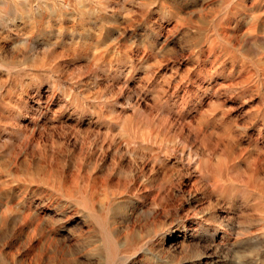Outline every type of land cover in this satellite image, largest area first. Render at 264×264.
<instances>
[{
  "label": "rangeland",
  "instance_id": "obj_1",
  "mask_svg": "<svg viewBox=\"0 0 264 264\" xmlns=\"http://www.w3.org/2000/svg\"><path fill=\"white\" fill-rule=\"evenodd\" d=\"M119 1L123 3L122 6ZM119 1L110 0L113 7L109 9V14L110 15L115 14L116 15L115 18L109 19V21L100 20L99 22H97V24L96 23L91 24L90 25L91 32H84V30L81 28L77 29L75 32H71L73 30L71 26L74 24V22L66 21L64 23V34H63L65 36H62V40H61L62 43L60 42L57 43L56 44L58 45L57 47L55 45V49L56 48L57 49L52 55L49 56L47 60L48 61L47 66H45V69L43 68L44 75L41 78H39L37 81L36 79H30L32 83L29 80L27 81L28 82L27 84L25 83V85L24 84L23 85L14 84L13 86V84L7 83L6 81L8 79L7 74L2 73V72L0 73L3 76L1 77L0 75V83L1 82L5 83L4 87L0 89V117H1L0 123L3 125L6 124V126H10L5 131H3V135L4 134L6 135H4L1 140H3L4 138H7V139L0 141L1 143L0 144L1 145L0 146V149H1L0 150V163L2 164V165L0 164L1 166L0 169L3 166V168L0 170V186H1L0 189L3 192L0 195V204L2 205V203L5 202L6 200L10 201L11 202L10 204L12 206H14L16 203H19L18 205L16 204L15 206L18 209L20 205L22 206L24 203L26 204L29 203L30 199L39 201L40 199L45 198L44 199L45 201L42 200V203H40V206L38 209L40 212L44 213L45 211L44 208H49L48 216L46 215L44 217V220L40 224V230L41 229L43 230L39 231L40 235H37V237L32 240L28 236V231L33 226L27 227L29 224L26 225V223L24 224L25 221H22V219L25 220L23 216L25 215L26 211L24 209H22L24 210V212H21V210H17L14 207V211L12 212V214L15 215V214L22 213V216L16 219H11L8 223L0 222V235H1L0 236V246H1L0 247V264H7V263L14 264L13 262H15L16 264H18V262L19 264H35L37 261L36 260L37 258L39 261H37L36 264L40 262H41L40 264H54V263L64 264L65 262L67 264L69 263L78 264L77 262H79V260H81L79 264H90L91 260H92L91 264H94V260L91 258L92 255L89 257L90 249L92 246H94V243L91 241L92 239L90 240L89 238L90 236L89 227L85 223H83L84 221H82V220H85L86 218L84 216H80L79 214L73 213L72 209L68 208V206L64 204V200L62 197L58 196V194L52 195L51 191H49L51 190L49 186L44 184L42 181H39L40 178L48 177V176L52 178L56 176V178L54 179H57V178L58 179H62V178L70 179L72 178V176L76 175V172L78 174L80 170H81L80 174L82 175L84 173L82 176H85V177L87 176V178L88 176L89 177L97 176V179L100 181L103 180L101 178H104L103 181L107 183V188L109 191L118 192L123 195L125 194L124 198H122L123 200L128 201L127 200L128 198L133 197L132 198L133 200H131V203L127 205V207H125V209L128 211L129 221H130L127 224H133V225L135 224V226L138 227L139 230L142 229V231L144 232L148 231V227L149 229H152L155 225H158V224L166 225L170 227L175 226L177 228L178 232L173 233L172 235H177V236L179 235L181 239L178 242L173 240L171 243L167 244V247L165 248V250L161 252V254L157 257L156 259L157 262L156 260H151V261L141 260V262L137 264H148V263L158 264V262L160 261L165 262L166 264H264V247H263L264 246V238H263L264 237V232H263L264 231V211L258 207V204H259L258 202L261 201L263 198V186H264V72L262 73V71H264V31H263L264 30V19H263L264 0H248V1L245 0L246 2V3L244 2L245 6L244 5L238 6L236 4H232V6L228 7L227 9L225 8L226 10L224 9V6L220 5L221 0H190V1L189 0H138V1L137 0H127V2L126 0H124V2L123 0L122 1L119 0ZM130 1H132L133 3ZM216 1H218L219 4H217ZM212 3L213 4L216 3L215 5L217 7L215 5L211 6ZM121 7L124 9H122ZM258 7L260 9L262 8L263 10L261 9L262 11H260ZM128 8L129 10L131 9V11L127 12ZM143 8L145 9V11ZM121 10L122 11L125 10L126 12L125 11L122 12ZM151 10L152 12H150ZM158 10H160L161 13ZM117 11H119L118 14H116ZM205 11H206V15H205ZM219 12H220V15H219ZM255 13L258 15H255ZM205 16L207 18H205ZM260 16L262 17L261 19H260ZM210 17L212 18L215 17V18L211 19ZM226 17L228 18V21H223ZM254 17H255L256 24H255V27L251 30L252 31L251 33L249 31L250 30L249 28H250V24L252 20L254 19ZM235 18H237L238 20L237 19L235 20ZM124 20H125V23H124ZM214 20H216L219 23V26H218L219 31L221 30L222 32L226 31L228 35L225 34L226 35L225 39L227 37L228 39L226 40L218 39L219 41L217 40L214 43V44L217 43L216 45L214 44L211 45L207 36L209 37L211 36V34L215 36L216 34L217 27L216 26L214 27L211 23ZM258 20L260 21L258 22ZM204 21L205 22L207 21V22L205 23ZM230 22L232 24H230ZM104 23L107 25L106 31H104L105 28L101 29V26ZM223 23H225L226 25L223 26L224 25ZM258 23L260 26L258 25ZM118 25L119 26L122 25V27H119ZM55 27L57 28L56 24H54L52 28L55 29ZM222 27H224V29ZM210 28H212V31ZM232 29L234 31H232ZM261 29L263 30L261 31ZM56 34L57 32L53 34L52 38L48 40H50L51 42L55 41L56 36H57ZM237 34L238 36H236ZM260 34H261V37H260ZM80 40H82V42ZM34 41L36 43L35 45L33 43L28 48L22 47V50L19 51L20 53L18 52L21 58L31 55L34 51L42 52L46 48L45 42L47 41V38L45 39L43 36H41L35 39ZM235 41L238 44H236ZM249 41L251 43H249ZM150 42H151V45H149ZM252 42L253 43L255 42V43L253 44ZM233 43L237 46L235 47ZM80 44L81 46H79ZM250 44H252L253 47ZM72 45L81 47L83 51L81 50L80 53L74 52ZM92 46L93 48L94 47L97 48V50L95 48L92 49ZM70 47L72 48L71 52L73 54L70 52V49H71ZM30 50H33V51H30ZM220 50L221 51L223 50V51L220 52ZM226 50L228 54L226 53ZM26 52L28 53V55ZM233 52L235 53V55ZM14 53L15 52H13L11 48H8L5 55L8 57H11L12 55L15 56L18 54V53H15V54ZM70 54L72 58L70 57ZM58 56L59 58H61L60 60H58L59 59ZM63 57H66V58H63ZM55 60H57V62ZM62 61H65L68 64ZM115 63L117 66L115 65ZM49 64L51 66H49ZM96 64H97V67H96ZM54 68L56 69V72L60 70L59 71L60 73L54 72L55 71ZM61 73H63V75ZM82 75L83 77H81ZM111 76H113V78ZM67 77L72 78V79L67 81V79H69ZM76 77L78 78V80L76 79ZM79 78H82V79H79ZM85 80L87 82L90 80L88 82L89 84ZM206 85L209 87H207ZM70 86L72 89L70 88ZM46 96H47V99H46ZM70 98L72 99V102ZM182 98H184V100ZM37 99L38 100L40 99L41 102L38 101ZM73 99L74 101L75 100L76 101L74 102ZM132 100H134L135 102ZM138 100H139V103H141L140 112L135 114L134 108L136 107ZM3 101H8V102L4 103ZM71 105H73V107ZM19 107L20 108L22 107V108L20 109ZM179 107L181 108L182 112L180 111ZM23 108L25 109L23 110ZM196 111L198 112L196 113ZM126 112H127V115H125ZM166 112H168L169 114ZM185 112L187 113V116ZM119 113H122V115H124L122 116V119H125L127 121H131L133 120V118H136V120H139L142 118H148V119H155V122L159 128L162 125L160 128L162 141L158 140L157 142H152L151 144L153 148L152 151L135 155L137 162L135 161V156H133L130 153H128L127 155V152L123 151L125 149L117 151L118 146H121L123 148V146L125 147V145L127 144V143H124L126 142L125 140H122L120 137L118 138L117 136V135L120 136V129L115 126V122L118 120L117 117ZM172 116H174V118ZM185 117L187 118V120ZM98 118L100 119V121ZM13 120H15L14 123H12ZM18 121L19 122L21 121L20 122L21 124H19ZM31 122L33 123V125ZM16 123H17V126H16ZM95 123L96 124L98 123V124L96 125ZM36 125H38L39 127ZM20 126L24 127L25 130L27 131L25 137H22V138L20 137L19 132H16V130H19L20 128H22ZM210 127L212 129H210ZM12 132H15L13 133L14 135L12 134ZM177 132H179L180 135ZM35 133L36 135H33ZM201 133L202 135H200ZM35 136H36V139H35ZM177 136H179V138ZM176 138H178V140ZM181 138L183 139V141ZM19 139L21 140L19 141ZM114 139H116V141L119 144L118 143L115 144ZM34 142H36L38 145L36 143L34 144ZM176 144L178 146H176ZM31 145L35 147V149ZM184 147H187L188 149L191 147L189 149L190 151ZM172 149H174V151ZM219 150L220 151L222 150V151L220 152ZM10 151L11 153H9ZM115 151L117 152V155L114 154L116 153ZM177 151L179 152L177 153ZM190 152L192 154H190ZM170 153L171 154L173 153V155H171ZM206 153H207V156L205 155ZM188 154L190 155L188 156ZM151 155L153 156V158ZM164 155H166L165 156L166 158L164 157ZM4 156L10 157V158H6V157L4 158ZM121 156H122V159L120 158ZM124 156L126 157L124 158ZM155 156L158 158H156ZM159 156H162V157H159ZM224 158H226L227 161H229V163H237L235 167L231 169L232 174H233L232 176H234L233 179L235 180V184L237 185L243 184L246 182L247 179L251 178L252 187H251V184H249L250 186L247 190L237 189L235 191V195H234V191L231 193L232 196L231 194L221 195L211 189L212 187L208 185V183L210 184V182H208L209 180L207 181V178L205 180L204 177H201L200 171L197 170L196 167L188 166V163H200L201 161H207V162L213 161L212 163H216L215 161L218 162L219 159H224ZM123 159H124V162L122 161L120 162V160H123ZM6 160H7V164H6ZM131 160L133 162H131ZM150 161L153 164H150L151 163ZM8 162L13 163L12 166ZM143 162L146 164H143ZM159 162L162 164L157 165V163ZM129 163L130 164L132 163L131 165L133 169L131 168V165ZM137 163H139V165L141 166H139ZM164 163L166 164L165 166H164ZM115 164L117 165L115 166ZM167 164H168V167H167ZM184 164H185V167H184ZM6 165L7 166L9 165V166L7 167ZM84 165H85V168H84ZM161 165H163V167ZM22 166H23V170L25 169L24 172L22 170ZM243 166L245 167V170L244 168H242ZM4 167H7L8 169L5 168L6 170L5 171ZM11 167L12 168L14 167L13 170H11L12 169ZM27 168H28V171L26 170ZM141 168H142V171H140ZM30 170H33V171L30 172ZM44 170L46 174L45 172H43ZM138 170L142 173L144 171L145 172L142 174ZM185 170L187 171V173L185 172ZM25 172L26 173L29 172L30 174L29 173L26 174ZM33 172L35 175H37L38 173V175L35 176ZM109 173L111 175H109ZM10 174L14 178L11 177ZM179 174L181 175V177H179L180 176ZM188 174H192V175H188ZM15 175L16 176L19 175V176L16 177ZM126 175H129L128 176L129 178H127ZM175 175H176V178H175ZM2 176L3 178H1ZM125 177L127 178V180ZM30 179H32V181H30ZM145 179H147L148 182L145 181ZM11 180L12 182H10ZM1 181H5V182L1 183ZM110 181H113V182H110ZM31 183L33 185H31ZM127 183L128 184L130 183L129 186ZM176 183L178 185L181 184V186L176 185ZM22 184H23V187H22ZM202 184L204 185V187ZM7 185H8L7 187L8 189L6 188ZM175 185L178 187V189L180 187V190H178ZM255 185H256V188H255ZM185 186H187V188ZM205 186H207V188ZM34 187L35 189H33ZM169 188L172 190H169ZM191 189L193 193L190 192ZM195 189L196 190L198 189V190L196 191ZM256 189H258V191ZM8 190L9 192H7ZM20 190H22V193L20 192ZM137 190L140 192H138ZM200 190L201 191L203 190V192H201ZM39 192L42 194H40ZM259 193H260V196H259ZM23 194L24 195L26 194V195L24 196ZM167 194H168V197H167ZM241 194L243 197L241 196ZM3 195L5 198L3 197ZM208 195H210V197ZM49 196L51 197L48 198ZM224 197H226V199H224L223 201ZM24 198L26 200H24ZM258 198H260L261 200H259ZM52 199L53 200L55 199L54 202ZM143 200L145 201L143 202ZM37 201L34 202V205L37 203ZM158 201L160 204H158ZM162 201H165V202H162ZM1 205H0V208H1ZM155 206H157V208ZM163 206H165V208ZM145 208H148V209H145ZM163 208L165 209L164 211H163ZM139 209L141 210L143 209L142 213L141 211H139ZM59 210H61V212ZM0 213H1V209H0ZM66 213L67 214L69 213L68 214L70 215L69 218ZM134 213H135V216H134ZM154 213L155 215L157 214L156 221H154L156 218ZM61 217L62 219H60ZM54 220H59V221H54ZM159 220H161V222ZM31 221L32 219H29V222ZM16 222H18V226ZM50 222H51V225H50ZM21 223L23 226L21 225ZM19 224L21 225V227L19 226ZM75 224L76 226H74ZM80 225L81 227H79ZM16 226L19 227L18 230ZM69 226L72 228H70ZM51 228L52 229L54 228V229L52 230ZM73 228H75L76 230ZM45 229H47L46 230L47 232L45 231ZM80 229H82L83 231ZM49 231H52V232L49 233ZM74 231L77 233L74 234L75 233ZM79 232L82 233L81 238H80ZM64 233L67 238L66 241L63 239L64 237L62 236V234ZM15 235H17L18 237H16ZM86 235L88 238L86 237ZM38 236L40 237L38 238ZM49 236H52V237L55 236L53 241L50 243L51 246L49 242L47 241V238ZM68 236H70V238ZM76 236L79 238H77ZM257 236L258 238H255ZM10 237H11V240L9 239ZM212 237H214V239ZM15 239L17 240V242ZM58 239H60V241ZM73 239L75 240L73 241ZM77 239H79L80 241H77ZM11 241H14L13 244ZM31 241L33 242L32 243L33 245L30 244ZM89 241L92 243H90ZM4 242H6L7 244ZM214 242L220 243V245L218 244L217 246ZM24 243L26 244L24 245ZM56 243L58 244V246ZM55 245H56V248L58 249L55 248ZM72 245L75 246L76 248L74 249ZM89 246L91 247L89 248ZM86 248L89 252L85 250ZM171 250H172V253H171ZM3 251L5 252L3 253ZM82 252H84L83 255H82ZM85 252L88 253L89 255L85 254ZM80 253L81 255H79ZM6 254L7 255L9 254V256H7ZM10 254L13 257H10L11 256ZM14 254H15V259H13ZM2 255L5 256L6 258L3 257ZM34 255H35V259L33 257ZM52 256L54 258H52ZM136 257L141 259L143 256L138 254ZM32 258L34 260H32ZM80 258H83V259H80ZM167 258H169V260ZM7 259H8V262H7ZM60 259H62L64 263H62ZM28 260H29V263H28ZM31 260H32V263H31ZM83 260L84 261L86 260L87 263L86 262L81 263ZM134 264H136V262Z\"/></svg>",
  "mask_w": 264,
  "mask_h": 264
},
{
  "label": "bare ground",
  "instance_id": "obj_2",
  "mask_svg": "<svg viewBox=\"0 0 264 264\" xmlns=\"http://www.w3.org/2000/svg\"><path fill=\"white\" fill-rule=\"evenodd\" d=\"M115 1V0H114ZM119 1V0H118ZM122 1V0H121ZM138 1V0H137ZM190 1V0H189ZM248 1V0H247ZM120 2V1H119ZM123 2H124V0H123ZM126 2H127V0H126ZM130 2H132V1H130ZM162 2V1H161ZM187 2V1H186ZM195 2V1H194ZM201 2V1H200ZM214 2V1H213ZM217 2V4H219L218 3V1H216ZM221 2V4L220 5H222V6H224V9L226 8H228V7H230V6H232V4H236V5H238V6H240V5H244L246 2H245V0H221L220 1ZM245 2V3H244ZM118 3V2H117ZM121 3V2H120ZM133 3V2H132ZM136 3V2H135ZM160 3V2H159ZM165 3V2H164ZM177 3V2H176ZM190 3V2H189ZM257 3V2H256ZM122 4L123 3H121V6H122ZM142 4V3H141ZM204 4V3H203ZM216 3H212V5L211 6H213V5H215ZM263 4V3H262ZM137 5V4H136ZM139 5V4H138ZM144 5V4H143ZM182 5V4H181ZM196 5V4H195ZM117 6V5H116ZM119 6V5H118ZM133 6V5H132ZM152 6V5H151ZM216 6V5H215ZM245 6V5H244ZM243 6V7H244ZM247 6V5H246ZM256 6V5H255ZM113 7V5L111 4V2H110V0H0V73L2 72V73H5V74H7V77H8V79L6 80L7 81V83H10V84H13V86H14V84H24L25 85V83L27 84L28 82L27 81H29L30 79H36V81L39 79V78H41L43 75H44V73H43V68L45 69V66H47V60H48V58H49V56L50 55H52L54 52H55V50L57 49H55V45L57 44V43H62L61 42V40H62V36H65V35H63L64 34V23L66 22V21H73L74 22V24L71 26L72 28H73V30L71 31V32H75L77 29H79V28H81V29H83L84 30V32H91V27H90V25L91 24H97V22H99L100 20H106V21H109V19H114L115 18V14H113V15H110L109 14V9L110 8H112ZM120 7V6H119ZM127 7H128V5H127ZM134 7V6H133ZM143 7V6H142ZM217 7V6H216ZM215 7V8H216ZM237 7V6H236ZM242 7V6H241ZM122 8V7H121ZM173 8V7H172ZM239 8V7H238ZM259 8V7H258ZM120 9V8H119ZM122 9H124V8H122ZM127 9V8H126ZM144 9V8H143ZM190 9V8H189ZM205 9V8H204ZM217 9V8H216ZM221 9V8H220ZM219 9V10H220ZM225 9V10H226ZM237 9V8H236ZM244 9V8H243ZM260 9V8H259ZM262 9V8H261ZM260 9V11H262ZM154 10V9H153ZM171 10V9H170ZM238 10V9H237ZM122 11V10H121ZM123 11H125V10H123ZM122 11V12H123ZM129 11H131V9L129 10V8H128V11L127 12H129ZM144 11H145V9H144ZM159 12H160V10H158ZM212 11V10H211ZM214 11V10H213ZM118 12L119 11H117V13L116 14H118ZM126 12V11H125ZM150 12H152V10L150 11ZM201 12V11H200ZM204 12V11H203ZM215 12V11H214ZM214 12H212V13H214ZM223 12V11H222ZM241 12V11H240ZM254 12H255V10H254ZM161 13V12H160ZM199 13V12H198ZM208 13V12H207ZM231 13V12H230ZM251 13V12H250ZM170 14V13H169ZM204 14V13H203ZM252 14V13H251ZM261 14V13H260ZM264 14V13H263ZM205 15H206V11H205ZM209 15V14H208ZM213 15V14H212ZM211 15V16H212ZM218 15V14H217ZM219 15H220V12H219ZM218 15V16H219ZM246 15V14H245ZM255 15H258V14H256L255 13ZM118 16V15H117ZM198 16H199V14H198ZM203 16V15H202ZM244 16V15H243ZM247 16V15H246ZM261 16H263V15H261ZM260 16V19L262 18ZM119 17V16H118ZM117 17V18H118ZM209 17V16H208ZM216 17V16H215ZM215 17H213V18H215ZM231 17V16H230ZM230 17H229V19H230ZM248 17H249V15H248ZM247 17V18H248ZM258 17V16H257ZM148 18V17H147ZM204 18V17H203ZM205 18H207L206 16H205ZM211 19H213L212 17H210ZM217 18V17H216ZM125 19H127V18H125ZM237 18H235V20H236ZM263 19H264V17H263ZM161 20V19H160ZM234 20V19H233ZM232 20V21H233ZM238 20V19H237ZM241 20V19H240ZM120 21H122V20H120ZM223 21H228V18L226 17ZM260 20H258V22H259ZM205 22V21H204ZM207 22V21H206ZM205 22V23H206ZM261 22H262V20H261ZM124 23H125V20H124ZM201 23H203V22H201ZM212 23V25L215 27H217V30H216V34H215V36L214 35H212L211 34V36H207V38H208V40H209V42L211 43V45L212 44H214L218 39H225V37H226V35L225 34H227L226 33V31L225 32H222V28L224 29V27H222L220 30L221 31H219V29H218V26H219V23L216 21V20H214L213 22H211ZM235 23V22H234ZM233 23V24H234ZM238 23V22H237ZM54 24H56L57 25V28L55 27V29H53L52 27H53V25ZM123 24V23H122ZM224 25L223 26H225L226 24L225 23H223ZM230 24H232L231 22H230ZM255 17H254V19L252 20V22H251V24H250V32L252 33V29L255 27ZM70 25V24H69ZM211 25V26H212ZM222 25V24H221ZM258 25H259V23H258ZM119 26V25H118ZM148 26V25H147ZM156 26V25H155ZM211 26H209V27H211ZM228 26V25H227ZM260 26V25H259ZM114 27H116V26H114ZM119 27H122V25H120ZM119 27H117V28H119ZM154 27V26H153ZM197 27H198V25H197ZM229 27V26H228ZM258 27V26H257ZM256 27V28H257ZM105 28V30L104 31H106V28H107V25L104 23L102 26H101V29H104ZM237 28H238V26H237ZM122 29V28H121ZM211 29V31H212V28H210ZM112 30H113V28H112ZM111 30V31H112ZM214 30V29H213ZM231 30V29H230ZM245 30V29H244ZM263 29H261V31H262ZM79 31V30H78ZM110 31V30H109ZM117 31V30H116ZM119 31H120V29H119ZM160 31V30H159ZM210 31V32H211ZM229 31V30H228ZM232 31H234L233 29H232ZM241 31V30H240ZM239 31V32H240ZM264 31V30H263ZM57 32V36H56V40L55 41H53V42H51L50 40H48V39H50V38H52V35L53 34H55ZM147 32V31H146ZM149 32V31H148ZM202 32V31H201ZM203 32H205V31H203ZM209 32V33H210ZM78 33V32H77ZM109 33V32H108ZM112 33V32H111ZM157 33V32H156ZM73 34V33H72ZM81 34V33H80ZM87 34V33H86ZM114 34V33H113ZM118 34V33H117ZM259 34V33H258ZM263 34V33H262ZM71 35V34H70ZM91 35V34H90ZM152 35V34H151ZM228 35V34H227ZM232 35V34H231ZM230 35V36H231ZM41 36H43L45 39L47 38V41L45 42V49L42 51V52H40V51H34L31 55H29V56H27V57H20V52L19 51H21L22 50V47H30L33 43H34V45L36 44L35 43V39H37V38H39V37H41ZM78 36H80V35H78ZM82 36H84V35H82ZM112 36V35H111ZM143 36V35H142ZM233 36V35H232ZM235 36V35H234ZM236 36H238V34L236 35ZM243 36V35H242ZM241 36V37H242ZM55 37V36H54ZM72 37V36H71ZM86 37V36H85ZM259 37V36H258ZM260 37H261V34H260ZM67 38V37H66ZM101 38V37H100ZM167 38V37H166ZM203 38V37H202ZM201 38V39H202ZM230 38V37H229ZM77 39V38H76ZM75 39V40H76ZM131 39H133V38H131ZM226 39H228V37L226 38ZM225 39V40H226ZM258 39H260V38H258ZM153 40V39H152ZM203 40V39H202ZM239 40V39H238ZM242 40V39H241ZM65 41H66V39H65ZM69 41V40H68ZM81 42H82V40H80ZM84 41V40H83ZM94 41V40H93ZM120 41V40H119ZM155 41V40H154ZM219 41V40H218ZM237 41V40H236ZM235 41V42H236ZM243 41V40H242ZM241 41V42H242ZM37 42V41H36ZM145 42V41H144ZM153 42V41H152ZM157 42V41H156ZM155 42V43H156ZM191 42V41H190ZM203 42V41H202ZM234 42V43H235ZM244 42H245V40H244ZM257 42V41H256ZM69 43V42H68ZM88 43V42H87ZM90 43V42H89ZM146 43V42H145ZM198 43V42H197ZM207 43V42H206ZM223 43V42H222ZM232 43V42H231ZM233 43V44H234ZM243 43V42H242ZM247 43V42H246ZM249 43H251L250 41H249ZM253 43V42H252ZM255 43V42H254ZM253 43V44H254ZM107 44V43H106ZM157 44V43H156ZM168 44V43H167ZM217 44V43H216ZM216 44H214V45H216ZM236 44H238L237 42H236ZM244 44V43H243ZM52 45H53V47H52ZM67 45V44H66ZM69 45V44H68ZM96 45V44H95ZM105 45V44H104ZM149 45H151V42H150V44ZM148 45V46H149ZM153 45H155V44H153ZM200 45V44H199ZM206 45V44H205ZM218 45H220V44H218ZM217 45V46H218ZM235 45V44H234ZM251 46H252V44H250ZM249 45V46H250ZM258 45V44H257ZM262 45V44H261ZM38 46V45H37ZM58 45H56V47H57ZM63 46H64V44H63ZM73 46V47H72ZM71 47L74 49V52H76V53H80L81 52V47H79V46H81V44L79 45V46H74V45H72ZM229 46V45H228ZM231 46V45H230ZM237 45H235V47H236ZM42 47V46H41ZM44 47V46H43ZM70 47V48H71ZM84 47V46H83ZM88 47H90V46H88ZM98 47V46H97ZM117 47V46H116ZM150 47H152V46H150ZM154 47V46H153ZM197 47V46H196ZM200 47V46H199ZM198 47V48H199ZM208 47V46H207ZM221 47H222V45H221ZM233 47V46H232ZM240 47V46H239ZM242 47V46H241ZM253 47V46H252ZM8 48H11V50H13V52H15V53H18L17 55H15V56H11V57H8V56H6L5 55V53L7 52V50H8ZM64 48V47H63ZM69 48V49H70ZM72 48L70 49V52H71V50H72ZM95 48V47H94ZM93 48V46H92V49H94ZM119 48V47H118ZM145 48H146V46H145ZM204 48V47H203ZM217 48V47H216ZM219 48V47H218ZM225 48V47H224ZM223 48V49H224ZM238 48V47H237ZM84 49V48H83ZM96 50H97V48H95ZM206 49V48H205ZM222 49V48H221ZM234 49V48H233ZM239 49V48H238ZM247 49H249V48H247ZM251 49V48H250ZM38 50V49H37ZM41 50V49H40ZM96 50H94V51H96ZM116 50H117V48H116ZM115 50V51H116ZM146 50V49H145ZM229 50V49H228ZM246 50V49H245ZM27 51V50H26ZM30 51H33V50H30ZM58 51V50H57ZM83 51V50H82ZM85 51V50H84ZM90 51V50H89ZM92 51V50H91ZM119 51V50H118ZM131 51V50H130ZM223 51V50H222ZM221 50H220V52H222ZM65 52V51H64ZM68 52H69V50H68ZM86 52H87V50H86ZM206 52V51H205ZM210 52V51H209ZM208 52V53H209ZM212 52V51H211ZM258 52V51H257ZM14 53V54H15ZM27 53V52H26ZM72 53V52H71ZM94 53V52H93ZM121 53V52H120ZM215 53V52H214ZM226 53H227V50H226ZM234 53V52H233ZM22 54H23V52H22ZM73 54V53H72ZM82 54H84V53H82ZM85 54H87V53H85ZM97 54V53H96ZM210 54V53H209ZM217 54V53H216ZM222 54V53H221ZM228 54V53H227ZM9 55H11V54H9ZM27 55H28V53H27ZM68 55H69V53H68ZM79 55V54H78ZM218 55V54H217ZM232 55V54H231ZM234 55H235V53H234ZM249 55V54H248ZM219 56V55H218ZM69 57V56H68ZM70 57L72 58V56H71V54H70ZM69 57V58H70ZM73 57H75V56H73ZM84 57V56H83ZM86 57V56H85ZM88 57V56H87ZM217 57V56H216ZM58 58H59V56H58ZM63 58H66V57H63ZM68 58V59H69ZM122 58V57H121ZM132 58V57H131ZM221 58V57H220ZM242 58V57H241ZM61 58H59L58 60H60ZM90 59V58H89ZM219 59V58H218ZM224 59V58H223ZM226 59V58H225ZM235 59V58H234ZM76 60H78V59H76ZM92 60V59H91ZM113 60V59H112ZM115 60V59H114ZM119 60V59H118ZM232 60V59H231ZM56 62H57V60H55ZM54 61V62H55ZM70 61V60H69ZM88 61V60H87ZM144 61V60H143ZM220 61H221V59H220ZM53 62V63H54ZM62 62H65V61H62ZM95 62V61H94ZM93 62V63H94ZM113 62V61H112ZM111 62V63H112ZM66 63V62H65ZM56 64V63H55ZM61 64V63H60ZM66 64H68V63H66ZM102 64V63H101ZM62 65V64H61ZM113 65V64H112ZM115 65H116V63H115ZM114 65V66H115ZM122 65V64H121ZM137 65V64H136ZM49 66H51L50 64H49ZM67 66V65H66ZM117 66V65H116ZM55 67V66H54ZM62 67H64V66H62ZM96 67H97V64H96ZM134 67V66H133ZM48 68H50V67H48ZM59 68V67H58ZM70 68V67H69ZM115 68V67H114ZM120 69V68H119ZM54 72H56V69L54 68ZM64 70V69H63ZM81 70V69H80ZM123 70V69H122ZM121 70V71H122ZM60 71V70H59ZM59 71H57L58 73H60ZM95 71V70H94ZM110 71V70H109ZM56 72V73H57ZM62 72H64V71H62ZM96 72V71H95ZM264 71H262V73H263ZM55 73V74H56ZM261 73V74H262ZM54 74V73H53ZM62 75H63V73H61ZM73 74V73H72ZM72 74H70V75H72ZM114 74H115V72H114ZM122 74V73H121ZM1 75V77H3L2 76V74H0ZM47 75V74H46ZM80 75V74H79ZM95 75V74H94ZM5 76V75H4ZM65 76V75H64ZM93 76V75H92ZM96 76V75H95ZM51 77V76H50ZM53 77H54V75H53ZM81 77H83V75L81 76ZM112 78H113V76H111ZM59 78V77H58ZM67 78H69V77H67ZM101 78V77H100ZM103 78V77H102ZM259 78V77H258ZM70 79H72V78H69V79H67V81L68 80H70ZM75 79V78H74ZM74 79H73V81H74ZM76 79L78 80V78L76 77ZM75 79V80H76ZM79 79H82V78H79ZM88 79V78H87ZM94 79V78H93ZM116 79V78H115ZM1 80H3V79H1ZM43 80V79H42ZM51 80V79H50ZM66 80V79H65ZM83 80H84V78H83ZM91 80V79H90ZM89 80V81H90ZM98 80H99V78H98ZM33 81V80H32ZM52 81H53V79H52ZM61 81V80H60ZM72 81V80H71ZM86 81V80H85ZM88 81V82H89ZM262 81V80H261ZM30 82H31V80H30ZM87 82V81H86ZM87 82V83H88ZM92 82V81H91ZM32 83V82H31ZM30 83V84H31ZM47 83V82H46ZM49 83H50V81H49ZM62 83V82H61ZM4 84L5 83H3V82H1L0 83V89H2L3 87H4ZM37 84V83H36ZM63 84V83H62ZM67 84V83H66ZM89 84V83H88ZM95 84V83H94ZM93 84V85H94ZM126 84V83H125ZM138 84V83H137ZM261 84V83H260ZM19 85V86H20ZM61 85V84H60ZM76 85V84H75ZM74 85V86H75ZM97 85V84H96ZM32 86H34V85H32ZM32 86H31V88H32ZM40 86V85H39ZM69 86V85H68ZM78 86V85H77ZM85 86H86V84H85ZM88 86V85H87ZM143 86V85H142ZM207 86V85H206ZM254 86V85H253ZM6 87H7V85H6ZM9 87V86H8ZM17 87V86H16ZM22 87H24V86H22ZM43 87V86H42ZM59 87H61V86H59ZM65 87H67V86H65ZM64 87V88H65ZM80 87V86H79ZM127 87V86H126ZM140 87V86H139ZM207 87H209V86H207ZM206 87V88H207ZM12 88V87H11ZM39 88V87H38ZM48 88V87H47ZM69 88V87H68ZM70 88H71V86H70ZM75 88V87H74ZM261 88V87H260ZM10 89V88H9ZM24 89V88H23ZM28 89V88H27ZM72 89V88H71ZM80 89V88H79ZM151 89V88H150ZM202 89V88H201ZM14 90V89H13ZM12 90V91H13ZM22 90V89H21ZM26 90V89H25ZM35 90V89H34ZM74 90V89H73ZM149 90V89H148ZM16 91V90H15ZM23 91V90H22ZM27 91V90H26ZM38 91V90H37ZM52 91V90H51ZM206 91V90H205ZM28 92V91H27ZM54 92V91H53ZM60 92V91H59ZM58 92V93H59ZM66 92V91H65ZM76 92V91H75ZM79 92V91H78ZM17 93V92H16ZM95 93H96V91H95ZM98 93V92H97ZM124 93V92H123ZM136 93V92H135ZM31 94V93H30ZM36 94V93H35ZM64 94V93H63ZM70 94V93H69ZM73 94H75V93H73ZM79 94V93H78ZM81 94V93H80ZM13 95V94H12ZM23 95V94H22ZM27 95V94H26ZM32 95V94H31ZM60 95V94H59ZM82 95V94H81ZM88 95V94H87ZM102 95V94H101ZM127 95V94H126ZM146 95V94H145ZM196 95V94H195ZM2 96V95H1ZM15 96V95H14ZM30 96V95H29ZM54 96V95H53ZM70 96V95H69ZM83 96V95H82ZM135 96V95H134ZM9 97V96H8ZM13 97V96H12ZM22 97V96H21ZM26 97V96H25ZM33 97V96H32ZM52 97V96H51ZM59 97V96H58ZM97 97V96H96ZM140 97V96H139ZM145 97V96H144ZM23 98V97H22ZM28 98V97H27ZM37 98H39V97H37ZM66 98V97H65ZM81 98V97H80ZM89 98V97H88ZM102 98V97H101ZM100 98V99H101ZM133 98V97H132ZM141 98V97H140ZM139 98V99H140ZM146 98V97H145ZM25 99V98H24ZM34 99H35V97H34ZM42 99V98H41ZM46 99H47V96H46ZM50 99V98H49ZM71 99V98H70ZM78 99V98H77ZM183 100H184V98H182ZM187 99V98H186ZM211 99V98H210ZM2 100V99H1ZM9 100V99H8ZM38 100V99H37ZM145 100V99H144ZM147 100V99H146ZM18 101V100H17ZM22 101V100H21ZM29 101V100H28ZM38 101H40V99L38 100ZM49 101V100H48ZM70 101V100H69ZM73 101H74V99H73ZM76 101V100H75ZM74 101V102H75ZM96 101V100H95ZM99 101V100H98ZM132 101H134V100H132ZM170 101V100H169ZM187 101V100H186ZM4 103L6 102H8V101H3ZM15 102H16V100H15ZM32 102V101H31ZM41 102V101H40ZM51 102V101H50ZM71 102H72V99H71ZM70 102V103H71ZM79 102V101H78ZM81 102H83V101H81ZM97 102V101H96ZM117 102V101H116ZM135 102V101H134ZM137 102V101H136ZM153 102V101H152ZM159 102V101H158ZM209 102V101H208ZM213 102H214V100H213ZM43 103V102H42ZM41 103V104H42ZM49 103V102H48ZM60 103V102H59ZM69 103V102H68ZM88 103V102H87ZM94 103V102H93ZM146 103V102H145ZM189 103V102H188ZM45 104V103H44ZM47 104V103H46ZM54 104V103H53ZM61 104V103H60ZM100 104V103H99ZM127 104H129V103H127ZM140 104L141 103H139V100H138V102H137V104H136V107L134 108L135 109V114H137V113H139L140 112ZM170 104V103H169ZM173 104H175V103H173ZM209 104V103H208ZM212 104V103H211ZM10 105V104H9ZM25 105V104H24ZM39 105V104H38ZM90 105H92V104H90ZM112 105V104H111ZM158 105V104H157ZM59 106V105H58ZM72 107H73V105H71ZM109 106V105H108ZM130 106H132V105H130ZM147 106V105H146ZM145 106V107H146ZM169 106V105H168ZM167 106V107H168ZM3 107V106H2ZM1 107V108H2ZM5 107V106H4ZM14 107V106H13ZM36 107H38V106H36ZM69 107V106H68ZM89 107V106H88ZM93 107V106H92ZM101 107H102V105H101ZM116 107V106H115ZM149 107V106H148ZM20 108V107H19ZM22 108V107H21ZM20 108V109H21ZM27 108V107H26ZM31 108V107H30ZM51 108V107H50ZM118 108V107H117ZM122 108V107H121ZM128 108V107H127ZM180 108V107H179ZM178 108V109H179ZM25 108H23V110H24ZM44 109V108H43ZM64 109V108H63ZM100 109V108H99ZM115 109V108H114ZM171 109H172V107H171ZM202 109V108H201ZM16 110V109H15ZM36 110V109H35ZM50 110V109H49ZM59 110V109H58ZM121 110V109H120ZM161 110V109H160ZM169 110V109H168ZM175 110V109H174ZM33 111V110H32ZM42 111H44V110H42ZM54 111V110H53ZM132 111V110H131ZM142 111V110H141ZM170 111V110H169ZM180 111L182 112V110H181V108H180ZM2 112V111H1ZM5 112V111H4ZM35 112V111H34ZM58 112V111H57ZM129 112V111H128ZM164 112V111H163ZM172 112V111H171ZM198 111H196V113H197ZM33 113V112H32ZM39 113V112H38ZM166 113H168V112H166ZM186 113V112H185ZM185 113H184V115H185ZM15 114H17V113H15ZM25 114H26V112H25ZM29 114V113H28ZM27 114V115H28ZM34 114H36V113H34ZM92 114V113H91ZM159 114V113H158ZM169 114V113H168ZM11 115V114H10ZM30 115V114H29ZM38 115V114H37ZM36 115V116H37ZM49 115V114H48ZM96 115V114H95ZM125 115H127V112H126V114ZM183 115V116H184ZM190 115H192V114H190ZM31 116V115H30ZM105 116V115H104ZM122 116H124V115H122V113H119L118 114V120L115 122V126L117 127V128H119L120 129V136L119 135H117L118 136V138L120 137L122 140H125L126 142H124V143H127L126 145H125V147L123 146V148L121 147V146H118V150L117 151H120V150H122V149H125V150H123V151H125V152H127V155H128V153H130V154H132L133 156H135V155H137V154H141V153H145V152H150V151H152L153 150V148H152V142H157L158 140H161L162 141V139H161V126H160V128L158 127V125L156 124V122H155V119H148V118H142V119H139V120H136V118H133V120H131V121H127V120H125V119H122ZM142 116H143V114H142ZM186 116H187V113H186ZM199 116V115H198ZM3 117V116H2ZM6 117V116H5ZM135 117V116H134ZM173 118H174V116H172ZM176 117V116H175ZM215 117V116H214ZM1 118V117H0ZM16 118V117H15ZM24 118V117H23ZM41 118V117H40ZM121 118V119H120ZM128 118V117H127ZM171 118V117H170ZM186 118V117H185ZM4 119V118H3ZM5 119H7V118H5ZM13 119V118H12ZM32 119V118H31ZM99 119V118H98ZM172 119V118H171ZM177 119V118H176ZM179 119V118H178ZM192 119V118H191ZM198 119V118H197ZM196 119V120H197ZM201 119V118H200ZM30 120V119H29ZM90 120V119H89ZM183 120V119H182ZM186 120H187V118H186ZM14 121L15 120H13V122L12 123H14ZM17 121V120H16ZM99 121H100V119H99ZM98 121V122H99ZM105 121V120H104ZM175 121V120H174ZM178 121V120H177ZM204 121V120H203ZM19 122V121H18ZM21 122V121H20ZM19 122V124H21ZM37 122V121H36ZM90 122V121H89ZM97 122V121H96ZM162 122V121H161ZM216 122V121H215ZM24 123V122H23ZM29 123V122H28ZM32 123V122H31ZM42 123V122H41ZM176 123V122H175ZM25 124V123H24ZM35 124V123H34ZM96 124V123H95ZM98 124V123H97ZM96 124V125H97ZM112 124V123H111ZM163 124V123H162ZM182 124V123H181ZM213 124V123H212ZM11 125V124H10ZM13 125V124H12ZM26 125V124H25ZM32 125H33V123H32ZM39 125V124H38ZM38 125H36V126H38ZM42 125V124H41ZM44 125V124H43ZM105 125V124H104ZM107 125V124H106ZM173 125V124H172ZM180 125V124H179ZM202 125V124H201ZM16 126H17V123H16ZM23 126V125H22ZM22 126H20V127H22ZM102 126V125H101ZM186 126V125H185ZM10 126H6V124L5 125H3V124H1L0 123V141H3V140H5V139H7V138H4L3 140H1L2 138H3V136L4 135H6V134H4L3 135V131H5L7 128H9ZM20 127H18V128H20ZM32 127V126H31ZM35 127V126H34ZM39 127V126H38ZM90 127V126H89ZM178 127V126H177ZM180 127V126H179ZM193 127V126H192ZM213 127H214V125H213ZM28 128V127H27ZM26 128V129H27ZM114 128V127H113ZM176 128V127H175ZM205 128V127H204ZM217 128V127H216ZM228 128V127H227ZM100 129V128H99ZM169 129V128H168ZM189 129V128H188ZM210 129H212L211 127H210ZM9 130V129H8ZM8 130H7V132H8ZM12 130V129H11ZM34 130V129H33ZM195 130V129H194ZM216 130V129H215ZM214 130V131H215ZM219 130V129H218ZM103 131H104V129H103ZM117 131V130H116ZM115 131V132H116ZM173 131V130H172ZM208 131V130H207ZM231 131V130H230ZM16 132H19V134H20V137L22 138V137H25V135H26V130H25V128L24 127H22V128H20L19 130H16ZM37 132V131H36ZM181 132V131H180ZM216 132V131H215ZM221 132H222V130H221ZM223 132H225V131H223ZM228 132V131H227ZM10 133H11V131H10ZM9 133V134H10ZM13 133H15V132H12V134ZM80 133V132H79ZM178 134H179V132H177ZM176 133V134H177ZM185 133H186V131H185ZM198 133V132H197ZM196 133V134H197ZM219 133H220V131H219ZM32 134V133H31ZM177 134V135H178ZM216 134H218V133H216ZM14 135V134H13ZM33 135H36V133L35 134H33ZM43 135V134H42ZM180 135V134H179ZM199 135V134H198ZM200 135H202V133L200 134ZM9 136V135H8ZM204 136V135H203ZM232 136V135H231ZM230 136V137H231ZM10 137V136H9ZM12 137V136H11ZM15 137H17V136H15ZM97 137V136H96ZM108 137V136H107ZM165 137V136H164ZM178 138H179V136H177ZM184 137V136H183ZM182 137V138H183ZM199 137V136H198ZM223 137H224V135H223ZM227 137V136H226ZM112 138H114V137H112ZM117 138V137H116ZM117 138V139H118ZM178 138H176L177 140H178ZM181 138V139H182ZM217 138V137H216ZM18 139V138H17ZM35 139H36V136H35ZM108 139V138H107ZM166 139V138H165ZM206 139V138H205ZM230 139V138H229ZM8 140H9V138H8ZM21 139H19V141H20ZM33 140V139H32ZM31 140V141H32ZM228 140V139H227ZM18 141V140H17ZM18 141V142H19ZM108 141V140H107ZM118 141H120V140H118ZM182 141H183V139H182ZM220 141V140H219ZM80 142V141H79ZM114 142H115V144H117L118 142L116 141V139H114ZM176 142V141H175ZM187 142V141H186ZM185 142V143H186ZM196 142V141H195ZM227 142V141H226ZM23 143V142H22ZM21 143V144H22ZM28 143V142H27ZM36 142H34V144H35ZM92 143V142H91ZM123 143V144H124ZM170 143V142H169ZM169 143H167V144H169ZM181 143V142H180ZM1 144V143H0ZM21 144H20V146H21ZM34 144H33V146H34ZM37 144V143H36ZM54 144V143H53ZM108 144V143H107ZM119 144V143H118ZM122 144V145H123ZM163 144V143H162ZM177 144H179V143H177ZM176 144V146H178ZM182 144V143H181ZM219 144V143H218ZM236 144V143H235ZM38 145V144H37ZM93 145V144H92ZM105 145V144H104ZM188 145V144H187ZM1 146V145H0ZM27 146V145H26ZM32 146V145H31ZM30 146V147H31ZM32 146V147H33ZM36 146V145H35ZM112 146V145H111ZM114 146V145H113ZM116 146V145H115ZM154 146V145H153ZM163 146V145H162ZM167 146V145H166ZM169 146V145H168ZM18 147V146H17ZM87 147V146H86ZM170 147V146H169ZM180 147V146H179ZM189 147V146H188ZM216 147V146H215ZM214 147V148H215ZM21 148V147H20ZM27 148V147H26ZM34 149H35V147H33ZM32 148V149H33ZM105 148V147H104ZM111 148V147H110ZM171 148V147H170ZM181 148V147H180ZM184 148H187V147H184ZM191 148V147H190ZM189 148V149H190ZM193 148V147H192ZM217 148H218V146H217ZM188 149V148H187ZM188 149V150H189ZM216 149V148H215ZM1 150V149H0ZM18 150V149H17ZM29 150V149H28ZM52 150V149H51ZM112 150V149H111ZM116 150V149H115ZM161 150V149H160ZM164 150V149H163ZM173 151H174V149H172ZM185 150V149H184ZM229 150V149H228ZM21 151V150H20ZM91 151V150H90ZM122 151V152H123ZM168 151V150H167ZM190 151V150H189ZM198 151V150H197ZM220 151V150H219ZM222 151V150H221ZM220 151V152H221ZM26 152V151H25ZM116 152V151H115ZM124 152V153H125ZM162 152H164V151H162ZM179 151H177V153H178ZM183 152V151H182ZM185 152V151H184ZM210 152V151H209ZM7 153V152H6ZM9 153H11V151L9 152ZM154 153V152H153ZM181 153V152H180ZM230 153V152H229ZM23 154H25V153H23ZM22 154V155H23ZM114 154H116L117 155V152L116 153H114ZM165 154V153H164ZM171 154V153H170ZM175 154V153H174ZM190 154H192L191 152H190ZM190 154H188V156L190 155ZM235 154V153H234ZM6 155V154H5ZM34 155V154H33ZM125 155V154H124ZM158 155V154H157ZM168 155V154H167ZM171 155H173V153L171 154ZM183 155V154H182ZM182 155H181V157H182ZM206 156H207V153L205 154ZM209 155V154H208ZM244 155H246V154H244ZM9 156H10V154H9ZM120 156V155H119ZM131 156V155H130ZM145 156V155H144ZM152 156V155H151ZM166 155H164V157H165ZM186 156V155H185ZM211 156V155H210ZM10 158V157H7V156H4V158ZM20 157V156H19ZM23 157V156H22ZM21 157V158H22ZM25 157H26V155H25ZM108 157V156H107ZM126 156H124V158H125ZM156 157V156H155ZM159 157H162V156H159ZM171 157V156H170ZM193 157V156H192ZM195 157V156H194ZM200 157V156H199ZM239 157V156H238ZM3 158V159H4ZM11 158H13V157H11ZM121 159H122V156L120 157ZM119 158V159H120ZM134 158V157H133ZM144 158V157H143ZM152 158H153V156H152ZM156 158H158V157H156ZM166 158V157H165ZM176 158V157H175ZM187 158H189V157H187ZM197 158V157H196ZM217 158H218V156H217ZM106 159V158H105ZM110 159V158H109ZM129 159V158H128ZM151 159V158H150ZM161 159V158H160ZM164 159V158H163ZM168 159V158H167ZM166 159V160H167ZM177 159V158H176ZM184 159V158H183ZM244 159V158H243ZM8 160V159H7ZM7 160H6V164H7ZM22 160V159H21ZM34 160V159H33ZM115 160V159H114ZM126 160V159H125ZM133 160V159H132ZM131 160V162H133ZM146 160V159H145ZM144 160V161H145ZM153 160V159H152ZM182 160V159H181ZM180 160V161H181ZM213 160H215V159H213ZM4 161V160H3ZM2 161V162H3ZM10 161V160H9ZM124 162V159L123 160H120V162ZM130 161V160H129ZM135 161H136V156H135ZM143 161V160H142ZM147 161V160H146ZM165 161V160H164ZM179 161V160H178ZM190 161V160H189ZM195 161V160H194ZM16 162H17V160H16ZM119 162V163H120ZM137 162V161H136ZM151 162V161H150ZM162 162V161H161ZM167 162V161H166ZM192 162V161H191ZM213 162V161H212ZM212 162H207V161H201L200 163H188V166H190V167H192V166H194V167H196L197 168V170H199L200 171V176L201 177H204L205 178V180H206V178H207V181L208 182H210V184L208 183V185H210L211 187V189L213 190V191H215V192H217V193H219V194H221V195H229V194H231L233 191H234V195H235V191L237 190V189H239V190H247L248 188H249V184H251V182H252V179L251 178H249V179H247L246 180V182L245 183H243V184H240V185H237V184H235V180L233 179V177L234 176H232L233 174H232V168H234L235 167V165L237 164V163H229V161H227V159L226 158H224V159H219V161L217 162V161H215L216 163H212ZM249 162V161H248ZM8 163H10V162H8ZM19 163H20V161H19ZM108 163V162H107ZM135 163V162H134ZM133 163V164H134ZM181 163V162H180ZM179 163V164H180ZM247 163V162H246ZM1 164V163H0ZM11 164V166H12V164L13 163H10ZM18 164V163H17ZM118 164V163H117ZM117 164H115V166L117 165ZM125 164V163H124ZM123 164V165H124ZM127 164V163H126ZM130 164V163H129ZM132 164V163H131ZM130 164V165H131ZM138 165H139V163H137ZM143 164H146V163H144L143 162ZM150 164H153L152 162L150 163ZM158 164H162V163H157V165ZM2 165V164H1ZM22 165V164H21ZM29 165V164H28ZM105 165V164H104ZM122 165V164H121ZM135 165V164H134ZM166 164L164 163V166H165ZM181 165V164H180ZM244 165V164H243ZM7 166V165H6ZM9 166V165H8ZM7 166V167H8ZM14 166V165H13ZM16 166V165H15ZM77 166V165H76ZM139 166H141V165H139ZM147 166V165H146ZM153 166V165H152ZM162 167H163V165H161ZM160 166V167H161ZM188 166H186V167H188ZM1 167V166H0ZM7 167H4V170H5V168L6 169H8ZM19 167V166H18ZM21 167V166H20ZM28 167V166H27ZM37 167V166H36ZM35 167V168H36ZM81 167H82V165H81ZM124 167V166H123ZM143 167V166H142ZM148 167H149V165H148ZM158 167V166H157ZM167 167H168V164H167ZM184 167H185V164H184ZM2 168H3V166H2ZM1 168V169H2ZM12 168V167H11ZM14 168V167H13ZM13 168L11 169V170H13ZM29 168V167H28ZM28 168L26 169L27 171H28ZM44 168V167H43ZM84 168H85V165H84ZM114 168V167H113ZM116 168V167H115ZM127 168H128V166H127ZM131 168H132V165H131ZM144 168H145V166H144ZM156 168V167H155ZM165 168V167H164ZM182 168V167H181ZM242 168H244V170H245V167L243 166ZM0 169V170H1ZM10 169V168H9ZM21 169V168H20ZM30 169H32V168H30ZM39 169V168H38ZM76 169H77V167H76ZM80 169V168H79ZM78 169V170H79ZM133 169V168H132ZM183 169V168H182ZM22 170H23V166H22ZM25 170V169H24ZM24 170H23V172H24ZM40 170V169H39ZM47 170V169H46ZM49 170V169H48ZM85 170V169H84ZM115 170V169H114ZM123 170V169H122ZM127 170V169H126ZM140 170V169H139ZM138 170V171H139ZM181 170V169H180ZM187 170H188V168H187ZM190 170V169H189ZM192 170V169H191ZM196 170V169H195ZM6 171V170H5ZM7 171H9V170H7ZM18 171V170H17ZM31 171H33V170H30V172ZM37 171V170H36ZM50 171V170H49ZM81 171V170H80ZM79 171V173L77 174V172H76V175L75 176H72V178H70V179H66V178H62V179H54V178H56V176H54V178H52V177H42V178H40L39 179V181H42L44 184H46V185H48L49 186V188L51 189V190H49V191H51V194L53 195V194H58V196H60V197H62L63 198V200H64V204H66L67 206H68V208H70V209H72V211H73V213H75V214H79L80 216H84L86 219L85 220H82V221H84L83 223H85L88 227H89V232H90V236H89V238H90V240L94 243V246H89V248L91 247V249H90V255L88 254V253H86L85 252V254H88L89 255V257L91 256V258L94 260V264H134L135 262H136V264L137 263H140L141 262V260L143 261V260H156L157 259V257L161 254V252H163L164 250H165V248L167 247V244H169V243H171L173 240H175V241H179L181 238H180V236L178 235H172L173 233H177L178 232V230H177V228L175 227V226H173V227H170V226H166V225H160V224H158V225H155L152 229H149V227H148V231L147 232H144V231H142V229L141 230H139L138 229V227H136L135 226V224L133 225V224H127L128 222H130L129 221V214H128V211L125 209V207H127V205H129L130 203H131V200H133L132 198L133 197H130V198H128L127 200L128 201H125V200H123L122 198H124V195L123 194H120V193H118V192H113V191H109L108 190V188H107V183H105L103 180H104V178H101V179H103V180H101V181H103V182H101L100 180H98L97 179V176H94V177H96V178H94V177H89L88 176V178H87V176L85 177V176H82ZM98 171V170H97ZM140 171H142V168H141V170ZM139 171V172H140ZM153 171V170H152ZM154 171H155V169H154ZM182 171V170H181ZM184 171V170H183ZM4 172V171H3ZM43 172H45V170L43 171ZM56 172V171H55ZM136 172V171H135ZM138 172V173H139ZM145 172V171H144ZM143 172V173H144ZM185 172L187 173V171L185 170ZM188 172H190V171H188ZM246 172H247V170H246ZM6 173V172H5ZM5 173H3V174H5ZM8 173V172H7ZM26 173V172H25ZM27 173H29V172H27ZM26 173V174H27ZM49 173V172H48ZM69 173H71V172H69ZM75 173V172H74ZM86 173V172H85ZM125 173H127V172H125ZM124 173V174H125ZM130 173H131V171H130ZM133 173V172H132ZM140 173H142V172H140ZM139 173V174H140ZM142 173V174H143ZM153 173V172H152ZM160 173V172H159ZM197 173V172H196ZM2 174V175H3ZM9 174V173H8ZM20 174V173H19ZM24 174V173H23ZM30 174V173H29ZM33 174H34V172H33ZM44 174V173H43ZM45 174H46V172H45ZM54 174V173H53ZM56 174V173H55ZM94 174V173H93ZM116 174V173H115ZM114 174V175H115ZM118 174V173H117ZM129 174V173H128ZM158 174V173H157ZM164 174V173H163ZM178 174V173H177ZM192 174H193V172H192ZM192 174H188V175H192ZM195 174V173H194ZM199 174V173H198ZM197 174V175H198ZM238 174V173H237ZM242 174V173H241ZM12 175H14V174H12ZM21 175V174H20ZM32 175V174H31ZM35 175V174H34ZM37 175H38V173H37ZM37 175H35V176H37ZM65 175V174H64ZM87 175V174H86ZM91 175V174H90ZM109 175H111L110 173H109ZM121 175V174H120ZM130 175V174H129ZM129 175H126V177L127 178H129L128 176ZM136 175H138V174H136ZM141 175V174H140ZM180 175V174H179ZM179 175H177V176H179ZM5 176V175H4ZM10 176H11V174H10ZM16 176V175H15ZM17 176H19V175H17ZM16 176V177H17ZM30 176V175H29ZM46 176V175H45ZM51 176V175H50ZM53 176V175H52ZM58 176V175H57ZM66 176H67V174H66ZM124 176V175H123ZM134 176V175H133ZM145 176H147V175H145ZM151 176V175H150ZM149 176V177H150ZM153 176V175H152ZM156 176V175H155ZM174 176V175H173ZM11 177H13V176H11ZM24 177V176H23ZM107 177H109V176H107ZM110 177H112V176H110ZM122 177V176H121ZM125 177V178H126ZM130 177H132V176H130ZM139 177V176H138ZM179 177H181V175L179 176ZM185 177V176H184ZM198 177V176H197ZM256 177V176H255ZM1 178H3V176L1 177ZM14 178V177H13ZM20 178V177H19ZM30 178V177H29ZM32 178V177H31ZM60 178V177H59ZM114 178V177H113ZM112 178V179H113ZM127 178H126V180H127ZM143 178V177H142ZM175 178H176V175H175ZM174 178V179H175ZM27 179V178H26ZM134 179H135V177H134ZM133 179V180H134ZM147 179H148V177H147ZM147 179H145V181H147ZM8 180V179H7ZM28 180V179H27ZM36 180H37V178H36ZM130 180V179H129ZM138 180V179H137ZM258 180V179H257ZM30 181H32V179H30ZM115 181V180H114ZM139 181V180H138ZM155 181V180H154ZM164 181V180H163ZM175 181V180H174ZM173 181V182H174ZM200 181V180H199ZM198 181V182H199ZM204 181V180H203ZM202 181V182H203ZM2 182H5V181H1V183ZM8 182V181H7ZM10 182H12V180L10 181ZM9 182V183H10ZM13 182H14V180H13ZM20 182V181H19ZM22 182V181H21ZM24 182V181H23ZM29 182V181H28ZM41 182V183H42ZM110 182H113V181H110ZM148 182V181H147ZM146 182V183H147ZM192 182V181H191ZM195 182V181H194ZM193 182V183H194ZM197 182V183H198ZM256 182V181H255ZM18 183V182H17ZM40 183V184H41ZM155 183V182H154ZM163 183V182H162ZM170 183H171V181H170ZM179 183H180V181H179ZM205 183H206V181H205ZM238 183V182H237ZM254 183V182H253ZM12 184H14V183H12ZM16 184V183H15ZM35 184V183H34ZM43 184V185H44ZM128 184V183H127ZM130 184V183H129ZM129 184H128V186H129ZM136 184V183H135ZM167 184V183H166ZM196 184V183H195ZM3 185H4V183H3ZM17 185V184H16ZM19 185V184H18ZM31 185H33L32 183H31ZM30 185V186H31ZM45 185V186H46ZM159 185V184H158ZM176 185H178L177 183H176ZM175 185V186H176ZM203 185V184H202ZM201 185V186H202ZM206 185V184H205ZM257 185V184H256ZM256 185H255V188H256ZM34 186H36V185H34ZM39 186V185H38ZM104 186H105V188H104ZM145 186V185H144ZM165 186H167V185H165ZM173 186V185H172ZM178 186H181V184H179ZM183 186V185H182ZM188 186V185H187ZM187 186H185L186 188H187ZM190 186V185H189ZM1 187V186H0ZM8 187V185L6 186V188ZM22 187H23V184H22ZM104 188V190H103V188ZM112 187V186H111ZM130 187H131V185H130ZM134 187V186H133ZM177 187V186H176ZM192 187V186H191ZM190 187V188H191ZM196 187V186H195ZM203 187H204V185H203ZM206 188H207V186H205ZM251 187H252V184H251ZM5 188V189H6ZM15 188H16V186H15ZM36 188H38V187H36ZM143 188V187H142ZM146 188V187H145ZM152 188V187H151ZM167 188V187H166ZM171 188V187H170ZM169 188V190H172V189H170ZM182 188V187H181ZM200 188H202V187H200ZM199 188V189H200ZM206 188H205V190H206ZM260 188V187H259ZM8 189V188H7ZM10 189V188H9ZM33 189H35V187L33 188ZM44 189V188H43ZM128 189V188H127ZM141 189V188H140ZM161 189V188H160ZM177 189H178V187H177ZM209 189V188H208ZM252 189V188H251ZM261 189V188H260ZM22 190H24V189H22ZM22 190H20V192L22 193ZM29 190V189H28ZM45 190H46V188H45ZM48 190V189H47ZM126 190V189H125ZM129 190V189H128ZM143 190V189H142ZM144 190H146V189H144ZM150 190V189H149ZM168 190V191H169ZM178 190H180V187H179V189ZM177 190V191H178ZM182 190V189H181ZM187 190V189H186ZM196 190V189H195ZM198 190V189H197ZM196 190V191H197ZM211 190V191H212ZM255 190V189H254ZM257 191H258V189H256ZM10 191H12V190H10ZM36 191V190H35ZM40 191V190H39ZM42 191V190H41ZM116 191V190H115ZM121 191V190H120ZM127 191V190H126ZM138 191V190H137ZM153 191V190H152ZM162 191V190H161ZM165 191H167V190H165ZM176 191V192H177ZM188 191H190V190H188ZM194 191V190H193ZM201 191V190H200ZM199 191V192H200ZM6 192V191H5ZM7 192H9V190L7 191ZM19 192V193H20ZM37 192V191H36ZM44 192V191H43ZM47 192V191H46ZM138 192H140V191H138ZM171 192V191H170ZM179 192V191H178ZM181 192V191H180ZM190 192H192V189H191V191ZM201 192H203V190L201 191ZM215 192H214V194H215ZM238 192V191H237ZM240 192V191H239ZM3 192L1 191V189H0V195L2 194ZM12 193V192H11ZM18 193V192H17ZM27 193V192H26ZM30 193V192H29ZM38 193V192H37ZM40 193V192H39ZM124 193V192H123ZM131 193H132V191H131ZM136 193V192H135ZM142 193V192H141ZM140 193V194H141ZM157 193V192H156ZM163 193V192H162ZM169 193V192H168ZM174 193H175V191H174ZM184 193V192H183ZM193 193V192H192ZM192 193H191V195H192ZM206 193V192H205ZM216 193V194H217ZM250 193H251V191H250ZM256 193V192H255ZM261 193V192H260ZM260 193H259V196H260ZM6 194V193H5ZM16 194V193H15ZM40 194H42V193H40ZM128 194V193H127ZM137 194V193H136ZM139 194V195H140ZM165 194H166V192H165ZM164 194V195H165ZM202 194V193H201ZM208 194H209V192H208ZM252 194H253V192H252ZM24 195V194H23ZM26 195V194H25ZM24 195V196H25ZM33 195V194H32ZM45 195V194H44ZM50 195V194H49ZM133 195V194H132ZM144 195V194H143ZM172 195V194H171ZM178 195V194H177ZM186 195V194H185ZM194 195V194H193ZM207 195V194H206ZM237 195V194H236ZM255 195V194H254ZM10 196H11V194H10ZM141 196V195H140ZM139 196V197H140ZM150 196H152V195H150ZM156 196V195H155ZM161 196V195H160ZM170 196V195H169ZM204 196V195H203ZM209 197H210V195H208ZM231 196H232V194H231ZM241 196H242V194H241ZM253 196V195H252ZM3 197H4V195H3ZM15 197V196H14ZM34 197V196H33ZM45 197V196H44ZM51 196H49L48 198H50ZM56 197V196H55ZM54 197V198H55ZM167 197H168V194H167ZM172 197V196H171ZM195 197V196H194ZM220 197V196H219ZM219 197H218V199H219ZM243 197V196H242ZM5 198V197H4ZM39 198V197H38ZM47 198V197H46ZM47 198V199H48ZM127 198V197H126ZM156 198V197H155ZM170 198V197H169ZM229 198V197H228ZM245 198H246V196H245ZM10 199H11V197H10ZM45 198H42V199H40L39 201H37V200H31L30 199V202L29 203H24L22 206L20 205L19 207H18V209L15 207L16 206V204L18 205L19 203H16L14 206H12L10 203V201H5V202H3L2 203V205H1V213H0V222H2V223H8L11 219H16V218H19L20 216H22V213H19V214H15V215H13L12 214V212L14 211V207L17 209V210H21V212H24V210L26 211V213H25V215L23 216L24 218H25V220H23L22 219V221H25L24 222V224L26 223V225L27 224H29L27 227H29V226H33L32 228H30V230L28 231V236L31 238V240L32 239H34V238H36L37 237V235H40L39 234V231H41V230H43V229H41L40 230V224H41V222L44 220V217L47 215L48 216V210H49V208H44V213H42V212H40L39 211V206H40V203H42V200H44ZM56 199V198H55ZM54 199V200H55ZM177 199V198H176ZM190 199V198H189ZM199 199V198H198ZM221 199V198H220ZM224 199H226V197H224L223 198V201H224ZM236 199H237V197H236ZM250 199H251V197H250ZM259 200H261L260 198H258ZM13 200V199H12ZM11 200V201H12ZM24 200H26L25 198H24ZM53 200V199H52ZM54 200H53V202H54ZM60 200H61V198H60ZM142 200V199H141ZM145 200H147V199H145ZM145 200H143V202L145 201ZM150 200V199H149ZM162 200V199H161ZM258 200V201H259ZM4 201V200H3ZM22 201V200H21ZM37 201V203L34 205V202H36ZM45 201V200H44ZM135 201V200H134ZM133 201V202H134ZM188 201V200H187ZM191 201V200H190ZM190 201H189V203H190ZM250 201V200H249ZM17 202V201H16ZM28 202V201H27ZM154 202V201H153ZM162 202H165V201H162ZM226 202H228V201H226ZM243 202H244V200H243ZM246 202V201H245ZM135 203V202H134ZM149 203V202H148ZM259 204H258V207L260 208V209H262L263 211H264V186H263V198H262V200L261 201H259L258 202ZM58 204H59V202H58ZM153 204H155V203H153ZM158 204H160L159 203V201H158ZM166 204V203H165ZM175 204V203H174ZM195 204V203H194ZM246 204V203H245ZM133 205V204H132ZM149 205V204H148ZM234 205V204H233ZM57 206V205H56ZM61 206V205H60ZM64 206V205H63ZM62 206V207H63ZM138 206V205H137ZM150 206V205H149ZM66 207V206H65ZM156 208H157V206H155ZM159 207V206H158ZM162 207V206H161ZM164 208H165V206H163ZM244 207V206H243ZM250 207V206H249ZM57 208V207H56ZM135 208V207H134ZM151 208V207H150ZM155 208V209H156ZM160 208V207H159ZM163 208V211L165 210ZM22 209H24V210H22ZM63 209V208H62ZM61 209V210H62ZM145 209H148V208H145ZM153 209V208H152ZM259 209V210H260ZM16 210V211H17ZM61 210H59L60 212H61ZM67 210V209H66ZM69 210V209H68ZM131 210V209H130ZM133 210V209H132ZM150 210V209H149ZM157 210V209H156ZM230 210V209H229ZM244 210V209H243ZM65 211V210H64ZM138 211V210H137ZM139 211H141V213H142V211H143V209L141 210V209H139ZM144 211H146V210H144ZM155 211V210H154ZM184 211V210H183ZM68 212V211H67ZM130 212V211H129ZM153 212V211H152ZM151 212V213H152ZM72 213V214H73ZM131 213V212H130ZM148 213V212H147ZM193 213V212H192ZM259 213V212H258ZM257 213V214H258ZM52 214V213H51ZM67 214V213H66ZM69 214V213H68ZM67 214V216H68V218H69V216L70 215H68ZM71 214V213H70ZM144 214V213H143ZM152 215V214H151ZM154 215H155V213H154ZM157 215V214H156ZM156 215H155V217H156ZM159 215V214H158ZM164 215V214H163ZM59 216V215H58ZM61 216V215H60ZM79 216V217H80ZM134 216H135V213H134ZM138 216V215H137ZM139 216H140V214H139ZM207 216V215H206ZM144 217V216H143ZM226 217V216H225ZM234 217V216H233ZM262 217V216H261ZM47 218V217H46ZM54 218H56V217H54ZM140 218V217H139ZM207 218V217H206ZM29 219H32V221L31 222H29ZM60 219H62V217L60 218ZM65 219H67V218H65ZM45 220H47V219H45ZM50 220V219H49ZM48 220V221H49ZM52 220V219H51ZM69 220V219H68ZM78 220H79V218H78ZM132 220V219H131ZM134 220V219H133ZM144 220V219H143ZM157 220V217L155 218V220L154 221H156ZM233 220V219H232ZM21 221V222H22ZM47 221V222H48ZM53 221V220H52ZM51 221V222H52ZM54 221H59V220H54ZM138 221V220H137ZM149 221H150V219H149ZM153 221V220H152ZM160 222H161V220H159ZM218 221V220H217ZM262 221V220H261ZM20 222V221H19ZM51 222H50V225H51ZM132 222H134V221H132ZM207 222V221H206ZM46 223V222H45ZM148 223V222H147ZM168 223H169V221H168ZM200 223V222H199ZM228 223V222H227ZM16 224H17V226H18V222H16ZM47 224V223H46ZM139 224V223H138ZM150 224V223H149ZM153 224V223H152ZM156 224H157V222H156ZM167 224V223H166ZM221 224H223V223H221ZM233 224V223H232ZM21 225H22V223H21ZM21 225L19 224V226L21 227ZM49 225V226H50ZM52 225H53V223H52ZM79 225V224H78ZM77 225V226H78ZM143 225H145V224H143ZM195 225V224H194ZM228 225V224H227ZM227 225H226V227H227ZM16 226V228H17V230H18V228L19 227H17ZM23 226V225H22ZM25 226V225H24ZM48 226V225H47ZM55 226V225H54ZM53 226V227H54ZM74 226H76V224L74 225ZM84 226V225H83ZM142 226V225H141ZM147 226V225H146ZM181 226V225H180ZM235 226V225H234ZM42 227V226H41ZM68 227V226H67ZM70 227V226H69ZM79 227H81V225L79 226ZM259 227V226H258ZM15 228V229H16ZM48 228H50V227H48ZM47 228V229H48ZM70 228H72V227H70ZM150 228H151V226H150ZM181 228V227H180ZM195 228V227H194ZM198 228V227H197ZM232 228V227H231ZM230 228V229H231ZM25 229V228H24ZM23 229V230H24ZM47 229H45V231L47 230ZM52 229V228H51ZM50 229V230H51ZM54 229V228H53ZM52 229V230H53ZM73 229H75V228H73ZM224 229V228H223ZM227 229V228H226ZM229 229V228H228ZM26 230V229H25ZM49 230V229H48ZM76 230V229H75ZM80 230H82V229H80ZM79 230V231H80ZM85 230V229H84ZM27 231V230H26ZM72 231V230H71ZM83 231V230H82ZM261 231V230H260ZM14 232V231H13ZM18 232V231H17ZM47 232V231H46ZM52 231H49V233H51ZM69 232V231H68ZM75 232V231H74ZM87 232V231H86ZM85 232V233H86ZM264 232V231H263ZM10 233H11V231H10ZM20 233V232H19ZM67 233V232H66ZM77 232H75L74 234H76ZM80 233V232H79ZM78 233V234H79ZM262 233V232H261ZM8 234V233H7ZM16 234V233H15ZM47 234V233H46ZM81 234L82 233H80L79 235H80V238H81ZM87 234V233H86ZM212 234V233H211ZM258 234V233H257ZM260 234V233H259ZM53 235H54V233H53ZM69 235V234H68ZM187 235V234H186ZM185 235V236H186ZM1 236V235H0ZM16 237H18L17 235H15ZM14 236V237H15ZM27 236V237H28ZM62 236L64 237L63 239L66 241V236H65V233L64 234H62ZM71 236V235H70ZM70 236H68L69 238H70ZM75 236V235H74ZM73 236V237H74ZM78 236V235H77ZM76 236V237H77ZM83 236H84V234H83ZM224 236V235H223ZM262 236V235H261ZM40 236H38V238H39ZM55 237V236H54ZM54 237H52V236H49L48 238H47V241L49 242V244L53 241V239H54ZM86 237H87V235H86ZM170 237V238H169ZM260 237V236H259ZM59 238V237H58ZM77 238H79V237H77ZM88 238V237H87ZM213 239H214V237H212ZM255 238H258V236L257 237H255ZM261 238V237H260ZM264 238V237H263ZM10 240H11V237L9 238ZM8 239V240H9ZM14 239V238H13ZM17 239V238H16ZM15 239V240H16ZM24 239V238H23ZM76 239V238H75ZM75 239H73V241L75 240ZM241 239V238H240ZM44 240V239H43ZM59 241H60V239H58ZM62 240V239H61ZM87 240V239H86ZM223 240V239H222ZM222 240H220V241H222ZM228 240V239H227ZM77 241H80L79 239H77ZM187 241V240H186ZM201 241V240H200ZM6 242H8V241H6ZM6 242H4V243H6ZM12 242V244H13V242L14 241H11ZM16 242H17V240H16ZM35 242V241H34ZM56 242V241H55ZM70 242V241H69ZM76 242V241H75ZM90 242V241H89ZM92 242H90V243H92ZM182 242H183V240H182ZM237 242V241H236ZM259 242H261V241H259ZM23 243V242H22ZM29 243V242H28ZM33 242L31 241L30 242V244H32ZM37 243V242H36ZM42 243H43V241H42ZM61 243V242H60ZM71 243V242H70ZM86 243V242H85ZM87 243H88V241H87ZM215 243V242H214ZM225 243V242H224ZM239 243V242H238ZM7 244V243H6ZM26 243H24V245H25ZM53 244V243H52ZM57 244V243H56ZM84 244V243H83ZM173 244V243H172ZM217 246H218V244L220 245V243H215ZM3 245V244H2ZM9 245H11V244H9ZM23 245V244H22ZM33 245V244H32ZM39 245V244H38ZM71 245V244H70ZM178 245H179V243H178ZM187 245V244H186ZM27 246V245H26ZM25 246V247H26ZM50 246H51V244H50ZM57 246H58V244H57ZM73 246V245H72ZM71 246V247H72ZM86 246V245H85ZM210 246H211V244H210ZM1 247V246H0ZM4 247H6V246H4ZM24 247V246H23ZM28 247H29V245H28ZM74 247V249L76 248L75 246H73ZM81 247V246H80ZM82 247H83V245H82ZM170 247V246H169ZM181 247V246H180ZM226 247V246H225ZM264 247V246H263ZM2 248H3V246H2ZM44 248H45V246H44ZM55 248H56V245H55ZM54 248V249H55ZM183 248H184V246H183ZM214 248V247H213ZM7 249V248H6ZM38 249V248H37ZM56 249H58V248H56ZM83 249V248H82ZM224 249V248H223ZM2 250V249H1ZM26 250V249H25ZM76 250H78V249H76ZM85 250H87V248L85 249ZM173 250V249H172ZM172 250H171V253H172ZM5 251H7V250H5ZM5 251H3V253L5 252ZM34 251V250H33ZM37 251V250H36ZM35 251V252H36ZM43 251V250H42ZM55 251V250H54ZM88 251V250H87ZM169 251V250H168ZM12 252V251H11ZM78 252V251H77ZM89 252V251H88ZM24 253H26V252H24ZM57 253H59V252H57ZM83 253L84 252H82V255H83ZM168 253V252H167ZM179 253V252H178ZM138 254H140V255H142L143 257L141 258V259H139V258H137L136 256L138 255ZM163 254V253H162ZM4 255V254H3ZM2 255V256H3ZM7 255V254H6ZM11 255V254H10ZM23 255V254H22ZM26 255V254H25ZM57 255V254H56ZM55 255V256H56ZM59 255V254H58ZM67 255V254H66ZM79 255H81V253L79 254ZM171 255V254H170ZM7 256H9V254L7 255ZM41 256V255H40ZM3 257H5V256H3ZM2 257V258H3ZM10 257H13L12 255L10 256ZM20 257V256H19ZM22 257V256H21ZM34 257V259H35V255L33 256ZM161 257H163V256H161ZM189 257V256H188ZM6 258V257H5ZM40 258V257H39ZM52 258H54L53 256H52ZM59 258H61V257H59ZM58 258V259H59ZM66 258V257H65ZM170 258V257H169ZM169 258H167L168 260H169ZM12 259V258H11ZM13 259H15V254H14V258ZM17 259V258H16ZM33 258H32V260H34ZM80 259H83V258H80ZM89 259V258H88ZM160 259V258H159ZM163 259V258H162ZM182 259V258H181ZM6 260V259H5ZM4 260V261H5ZM10 260V259H9ZM19 260V259H18ZM25 260V259H24ZM32 260H31V263H32ZM37 261H39L38 260V258L36 259ZM51 260V259H50ZM55 260V259H54ZM53 260V261H54ZM61 261H62V259H60ZM75 260H76V258H75ZM75 260H73V261H75ZM91 260V259H90ZM174 260V259H173ZM176 260V259H175ZM184 260V259H183ZM187 260V259H186ZM15 261V260H14ZM37 261H36V263H37ZM44 261V260H43ZM52 261V260H51ZM59 261V260H58ZM81 260H79V262H80ZM164 261V260H163ZM7 262H8V259H7ZM10 262V261H9ZM13 262V261H12ZM26 262V261H25ZM56 262V261H55ZM79 262H77L78 264H79ZM84 262H86V260L84 261H82L81 263H84ZM156 262H157V260H156ZM172 262V261H171ZM176 262V261H175ZM177 262H178V260H177ZM182 262H184V261H182ZM181 262V263H182ZM206 262V261H205ZM5 263V262H4ZM14 264H16L15 262H13ZM28 263H29V260H28ZM35 263V264H36ZM41 263V262H40ZM40 263H38V264H40ZM44 263V262H43ZM51 263V262H50ZM57 263V262H56ZM62 263H64L63 261H62ZM66 263V262H65ZM64 263V264H65ZM87 263V262H86ZM90 263V262H89ZM91 263H92V260H91ZM90 263V264H91ZM195 263V262H194ZM8 264V263H7ZM18 264H19V262H18ZM55 264V263H54ZM67 264V263H66ZM70 264V263H69ZM149 264V263H148ZM158 264H166L165 262H162V261H160V262H158Z\"/></svg>",
  "mask_w": 264,
  "mask_h": 264
}]
</instances>
